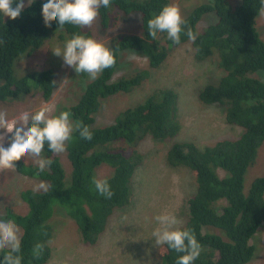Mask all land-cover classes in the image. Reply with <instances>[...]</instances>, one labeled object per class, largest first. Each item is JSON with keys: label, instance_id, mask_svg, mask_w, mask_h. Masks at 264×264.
<instances>
[{"label": "trees", "instance_id": "obj_1", "mask_svg": "<svg viewBox=\"0 0 264 264\" xmlns=\"http://www.w3.org/2000/svg\"><path fill=\"white\" fill-rule=\"evenodd\" d=\"M44 2L34 0L16 20L0 14L2 103L19 101L35 91L41 92L44 101L50 100L57 85L54 71L21 72L17 65L25 56L40 50L56 31L61 29L58 32L67 34L68 39L73 34L93 38L86 27L66 24L60 28L56 21L46 27L42 17ZM167 4L169 0H111L110 7L99 9L98 18L103 29L113 21L116 24L118 13L124 17L139 14L141 34H124L113 39L115 65L88 83L77 105L64 109L71 113L76 124L88 126L93 133L91 140L81 138L78 129L72 133L67 147L70 175L60 155L50 152L47 143L45 159L51 158L53 163L43 172L38 166L26 165L22 160L16 163L19 172L38 176L48 184L46 191L27 189L22 192V199L30 208L27 215L9 213L10 219L23 228L22 264L46 263L48 242L55 233L51 225L55 206L65 208L84 243L97 246L115 212L133 204V178L144 162L141 145L148 137L159 142L172 140L179 134L180 95L171 88H158L143 104L121 111L115 124L105 128L93 127V114L98 111L102 99L130 92L150 76L142 71L113 82L121 52L134 51L146 57L149 66L156 69L168 59L171 47L188 42L194 50V59L205 62L215 57L219 68L225 72L220 80L211 82L208 78L198 92L200 102L224 107L227 124L242 128V133L237 138L220 140L205 150L188 142H177L170 148L168 167L189 168L197 183L196 192L187 202V219L179 228L191 229L201 245L200 255L193 264H248L252 261L256 248L251 245V239L264 226V175L252 183L248 193L245 192V177L264 146V37L258 25L264 13L260 12V0H239L237 5L230 0L204 2L184 18L188 23L181 32L180 44L149 34L148 20ZM211 14L217 17V22L200 33L198 23ZM188 26L197 33L195 41L186 35ZM163 40L166 44H162ZM121 140L125 145L116 146L115 142ZM103 165L113 169L107 179L114 192L111 199L99 195L92 184L97 169ZM220 171L225 172L226 177L222 178ZM223 201L226 204L219 214V204ZM38 242L44 249L41 258L35 259L32 248ZM158 254L160 264H176L178 257L183 255L166 244L160 245ZM2 255L0 253V260Z\"/></svg>", "mask_w": 264, "mask_h": 264}, {"label": "rangeland", "instance_id": "obj_2", "mask_svg": "<svg viewBox=\"0 0 264 264\" xmlns=\"http://www.w3.org/2000/svg\"><path fill=\"white\" fill-rule=\"evenodd\" d=\"M208 0H169V4H176L181 10L183 18L188 17L197 6ZM237 5L239 0H230ZM263 15V14H262ZM119 20L113 21L107 29H103L101 20L97 19L89 30L93 37L113 50V39L124 34H140L141 16L131 14L124 17L118 13ZM217 22V17L211 14L197 25L200 33L204 32L211 24ZM259 28L264 37V16L259 19ZM61 30V29H60ZM58 30V31H60ZM55 33L47 43L31 56L24 57L17 65L21 72L52 69L56 74L57 85L49 101H44L41 92L35 91L31 96L23 97L16 102H1L0 110H6L8 119H16L22 112L34 114L42 105H47L53 110V115L64 112L65 108L76 105L80 95L92 79L87 73L77 74L67 66L62 57L54 54L53 50L59 46L63 48L68 39L65 33ZM167 37L166 32L158 33V39ZM264 39V38H263ZM162 44H166L163 40ZM191 42L184 45L173 46L169 57L159 68H152L146 57L134 51L121 53L120 66L114 81L130 77L142 71L149 73L147 82L137 91L127 95H114L102 101V108L97 115L96 127H102L113 122L116 116L128 107L142 101L158 88H171L180 95L179 124L180 131L175 139L154 142L148 137L141 145L144 162L133 178V204L123 210H117L111 218L107 232L97 246L84 243L78 236L79 231L61 205L55 207L51 225L54 227L53 239L50 245L53 248V259L48 264H158V248L152 232L158 226L155 217L164 212L176 215L182 225L187 219V202L197 190L196 179L192 171L185 167L169 168L167 165V152L175 142L194 143L201 149L214 146L217 142L229 138H237L242 133V128L230 126L226 122L225 108L220 105H205L199 100V90L205 82L220 80L225 72L219 68L217 59L210 58L205 62L193 58ZM16 67V64H15ZM183 85L185 87H183ZM34 86V84H33ZM95 115V116H96ZM5 130L0 129V135ZM7 134L4 146H8ZM66 151L60 153L67 175L71 172V163ZM45 158L44 151L41 154ZM26 165L37 166L31 156L22 157ZM222 178L226 173L220 171ZM113 174V169L103 165L97 169L95 177L108 179ZM264 175V146L253 167L245 177V192L248 193L252 183ZM45 185L41 188L39 185ZM47 182L38 176L25 175L17 167L9 170H0V219L11 220L10 211L17 215L29 213L28 204L22 199L24 190L33 189L45 191ZM165 201L164 203H160ZM182 202V203H181ZM160 203V204H158ZM226 204L221 202V207ZM9 210V211H8ZM8 211V212H7ZM20 229V236L23 231ZM204 232H208L204 229ZM251 244L255 246L254 258L248 264H264V226L259 229ZM158 258L156 257V255Z\"/></svg>", "mask_w": 264, "mask_h": 264}, {"label": "clouds", "instance_id": "obj_3", "mask_svg": "<svg viewBox=\"0 0 264 264\" xmlns=\"http://www.w3.org/2000/svg\"><path fill=\"white\" fill-rule=\"evenodd\" d=\"M33 3L34 0H27V3H25V0H0V14H2L3 17H9L12 20H16L21 15L22 11L26 7H30ZM260 4V12L264 13V0H260ZM110 5L111 0H45L42 5V17L46 27H51L52 22L56 21L60 25V28H63L66 24H72L81 28H84L85 26L90 28L99 15V9L101 7L108 8ZM187 23L188 22L183 18L178 5L167 4L162 8L158 15H154L153 18L148 20L147 27L151 37L156 38L158 32L159 34L160 32H166L168 39L172 40L175 44H180L181 32L185 30L184 26H186ZM186 35L192 41H195L197 38V33L193 32L190 26L186 28ZM0 43H3V41L0 40ZM52 50L56 56L62 57L64 63L67 66L72 67L78 75L81 73H87L92 80L97 79L103 70L113 67L116 63L113 50L107 47L104 43L96 40L94 37H87L81 34H73L70 39L65 41L63 48L57 46ZM121 53L119 56V63ZM45 70L49 69H44L42 71ZM146 81H143L130 92H120L116 95L132 94L140 89ZM90 82L91 80L89 83ZM53 83L55 84V81ZM86 88L87 86L85 87L84 92L80 95L79 100L85 93ZM106 99H109V97ZM106 99L101 100L98 111L93 114L95 120L93 127L96 129L114 125L121 114L120 112L112 123L102 127H96L97 115L102 108V101ZM145 99L127 109L143 104ZM73 106L75 105L70 107ZM52 113L53 110L49 106L42 105L34 114L25 111L22 112L18 118L10 120L8 119L7 111L0 110V129L5 130L4 134L0 135V170L14 169L16 163L20 161L22 157L31 156L34 164L38 166L39 171L43 172L53 163L51 158L45 159L41 156L46 143L50 152L60 154L66 151V142L72 138V133L76 131V129L79 130L81 138L86 140L93 139V133L90 131L89 127L80 123L76 124L74 118L70 117V112L64 110V112H61L58 115H53ZM178 120L179 106L177 109V122L179 123ZM7 134H11V136L8 138V146L5 147L4 141ZM115 143L116 146L123 147L126 142L121 140L120 142ZM205 149L206 148H203L201 150ZM92 184L94 185L96 192L106 199H111L114 195L106 178L102 179L99 177H93ZM39 187L43 188L45 185L41 184ZM155 220L158 225L152 232V236L155 237V244H166L177 253H183V255L178 257L176 264H193V262L199 257L201 251V245L197 241L194 232L191 229L182 230L177 227L180 221L177 219L176 215L171 212L166 211L159 214L155 217ZM21 232L22 234L20 236L19 226L14 221L0 219V253H3V258L0 260V264H22L23 257L20 253L22 249L21 237L23 231L21 230ZM52 239L53 238L48 242L49 255L45 264L50 263L53 259L54 252L50 245ZM43 249L44 245L42 243H36L32 248L33 258H41ZM156 257L158 258L157 255ZM158 261V264H160L159 258Z\"/></svg>", "mask_w": 264, "mask_h": 264}]
</instances>
